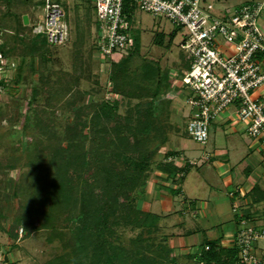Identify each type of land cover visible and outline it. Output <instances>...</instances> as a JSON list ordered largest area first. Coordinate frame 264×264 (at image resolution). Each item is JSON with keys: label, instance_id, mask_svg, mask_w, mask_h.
Returning a JSON list of instances; mask_svg holds the SVG:
<instances>
[{"label": "rangeland", "instance_id": "rangeland-1", "mask_svg": "<svg viewBox=\"0 0 264 264\" xmlns=\"http://www.w3.org/2000/svg\"><path fill=\"white\" fill-rule=\"evenodd\" d=\"M55 1L63 6L65 20L70 26V40L63 46L46 47L42 51L33 52L30 49V28L42 15L40 0H0V37L9 56L23 72L18 86L0 97V229L7 234L1 241L4 249L0 248V264H47L70 252L71 236L68 229H59L57 232L37 229L35 223V227L29 230L27 237L25 236L26 228L23 224H18L17 219L25 213L22 210L21 196H18L19 187L30 184L31 180H25L34 172L35 166H39L45 174L50 157L48 141L50 146H66L65 140L70 137V133H81L78 120H89L86 116L87 110H84L86 106L98 105L103 101H117L118 114L126 116L138 103L135 99L124 98L113 91L114 84L110 82V77L114 73L115 62L121 58L118 56L105 59L97 51L94 0ZM202 2L205 5L212 4L213 14L219 18L231 14L235 8L242 5L260 4L263 11L259 24L264 28V0ZM24 16H28L29 26L23 22ZM172 31H177L178 34L174 41L169 43ZM159 33L165 36L162 45L156 43L155 37ZM184 33L165 18L154 17L137 8L130 35L133 40V35H138L141 46L139 53L135 54L128 64L129 74H136L144 63L157 64L160 75L169 74V78L175 80L172 86L176 87L186 70L183 64L187 58L179 46ZM231 52H234L233 48ZM35 90L38 93H35ZM260 92L261 90H258L256 93ZM189 94L182 89L177 97H173L169 109L172 139L169 138L170 145L168 144L198 166V169L195 166L189 175V186L197 183L198 171L200 176L205 173L209 175L210 179L205 182L212 191L211 199L214 195L227 196L230 189L224 187L223 179L228 176L234 179L235 186L231 189H236V185L246 188L250 183L264 182V154L259 150L261 145L251 147L256 141L246 134V127L240 121L223 125L222 122L228 114H222L211 124L209 139L205 145L188 135L186 114L189 107L186 99ZM165 95L162 98L166 99ZM229 111L232 119H236L233 107H230ZM89 132L88 129L84 130V134L88 136L84 146L87 151L94 152ZM43 142H47L48 149ZM218 152L220 154H217ZM38 153L41 156L35 160ZM159 155L160 153L151 165L150 176L153 168L159 163ZM209 157L223 163V166L218 163L214 167L212 161L206 160ZM8 161L15 164V169L5 167ZM248 166L249 171L244 173L243 170ZM226 169H229V173H223ZM137 192L138 190L135 194ZM145 193H138L137 206L140 210ZM63 210L67 211L66 208ZM59 212L61 219L67 216L61 209ZM230 225L234 229L235 223L231 222ZM117 232L120 236L119 242L131 247V239L138 235L139 230L121 226L117 228ZM198 248L196 246L195 249Z\"/></svg>", "mask_w": 264, "mask_h": 264}, {"label": "trees", "instance_id": "trees-1", "mask_svg": "<svg viewBox=\"0 0 264 264\" xmlns=\"http://www.w3.org/2000/svg\"><path fill=\"white\" fill-rule=\"evenodd\" d=\"M136 9L131 0L125 1L124 13L130 24ZM30 33L31 51L54 47L45 37L34 36L32 28ZM177 34V31L170 33L169 43ZM133 36V48L115 62L110 77L116 94L138 101L130 114L119 115L117 101L86 106L84 110H87L89 120H78L81 133H70L65 140L66 146H50L48 141L50 157L45 174L35 166L34 172L26 180L24 178L31 180L30 184L19 187L18 196H21L25 213L17 219L18 224L25 226L26 237L35 223L37 229L70 231V252L47 264H180L169 245L170 236L163 232L161 217L140 210L137 202L139 194L146 192L151 165L169 142L172 130L169 109L173 101L169 95L178 94L183 88L172 86L175 80L169 78V74L160 75L157 64L144 63L136 74H129L128 64L141 46L140 37ZM164 37L162 33L157 34L156 43L162 45ZM3 51L10 57L4 44ZM183 68H189L187 59ZM22 75V70L17 67L13 78L5 82L6 94L20 83ZM164 94L166 99L162 98ZM86 129L90 131L94 152L85 149ZM42 144L47 147V142ZM168 155L176 156L177 152H168L165 157ZM39 156L41 154H36L35 160ZM5 167L15 169V164L8 161ZM157 167L172 175L182 171L165 162L158 163ZM262 192L256 186L251 196L257 200L255 196ZM172 193L180 192L174 190ZM65 208L67 211L63 210ZM60 209L67 215L62 219ZM121 226L139 230L131 239V247L119 242L117 228ZM191 259L199 264H241L235 246L222 248L215 241L206 242L190 256Z\"/></svg>", "mask_w": 264, "mask_h": 264}, {"label": "built area", "instance_id": "built-area-1", "mask_svg": "<svg viewBox=\"0 0 264 264\" xmlns=\"http://www.w3.org/2000/svg\"><path fill=\"white\" fill-rule=\"evenodd\" d=\"M40 1L42 15L31 26L32 34L45 37L54 47L66 45L71 34L62 4ZM125 1L94 0L96 48L105 59L127 55L134 45L132 24L124 13ZM131 2L185 32L179 46L189 61L181 79V87L190 93L186 99L188 135L205 145L211 124L228 114L226 120L243 123L246 134L261 145L264 154V28L259 24L263 6L242 5L219 18L213 14L214 6L202 0ZM3 44L0 37V97L6 92L5 82L13 78L18 67L4 53ZM258 90L261 92L257 94ZM230 107L236 119H232ZM234 246L241 264H264V226L242 219Z\"/></svg>", "mask_w": 264, "mask_h": 264}, {"label": "crops", "instance_id": "crops-1", "mask_svg": "<svg viewBox=\"0 0 264 264\" xmlns=\"http://www.w3.org/2000/svg\"><path fill=\"white\" fill-rule=\"evenodd\" d=\"M176 86L181 87V83L176 84ZM177 96V94L171 93L169 98L174 100L173 97ZM186 115V119H188L189 112ZM222 124L230 125L233 123L225 118ZM168 144L170 145V142ZM168 144L160 151L159 163L174 164L182 171L172 175L154 167L144 199H142V210L161 217L163 232L170 236L169 245L174 251L173 255L179 258L180 264H199L192 259L190 260V256L195 255L209 241L217 242L222 248L232 249L242 219H247L256 226H264V182L250 183L246 188L236 185V189H231L232 186H235L234 179L232 176H228L223 179L224 187L230 189L227 196L218 197L214 195L211 199L212 191L208 189L209 186L205 182L210 179L209 175L205 173L200 176V171H198L196 173L197 183L189 186V175L197 165L195 162L187 160L180 153L181 151L169 147ZM256 146L258 147L259 144H251V147ZM259 150L263 154L262 148ZM168 152H177V155L165 157ZM169 158H172V161ZM206 160L212 161L214 167L219 163L214 161L212 157ZM218 165L223 166V163ZM249 168V166L246 167L243 172H248ZM223 173H229V169ZM256 186L263 191L260 196H255L257 200L251 196V191ZM174 190L180 193L174 195L172 193ZM234 208L237 210L234 211ZM231 222L235 223L234 229L230 225ZM4 235L7 234L0 229L1 249H4L1 244ZM8 240L10 239L8 238ZM196 246L199 248L195 249ZM8 256L11 255L8 254Z\"/></svg>", "mask_w": 264, "mask_h": 264}, {"label": "water", "instance_id": "water-1", "mask_svg": "<svg viewBox=\"0 0 264 264\" xmlns=\"http://www.w3.org/2000/svg\"><path fill=\"white\" fill-rule=\"evenodd\" d=\"M24 23H25V25H29V18H28V16H24Z\"/></svg>", "mask_w": 264, "mask_h": 264}]
</instances>
